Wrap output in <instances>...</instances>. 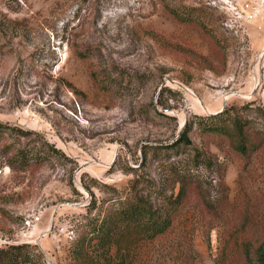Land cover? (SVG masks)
Returning a JSON list of instances; mask_svg holds the SVG:
<instances>
[{"label": "rangeland", "instance_id": "obj_1", "mask_svg": "<svg viewBox=\"0 0 264 264\" xmlns=\"http://www.w3.org/2000/svg\"><path fill=\"white\" fill-rule=\"evenodd\" d=\"M224 108L257 143L211 128ZM0 122V246L26 244L33 264L118 260L91 226L136 179L156 207L183 193L126 264H252L264 0H0Z\"/></svg>", "mask_w": 264, "mask_h": 264}, {"label": "trees", "instance_id": "obj_2", "mask_svg": "<svg viewBox=\"0 0 264 264\" xmlns=\"http://www.w3.org/2000/svg\"><path fill=\"white\" fill-rule=\"evenodd\" d=\"M223 113L224 121L220 126L211 127L213 130L219 132H230L231 127L234 135L236 136L235 148L244 151L246 145L257 143L255 137L249 138L243 130L239 119L229 114L228 110L222 109L218 115ZM8 129L5 124L0 122V135ZM190 126L185 122L181 132L176 141L188 144V131ZM247 138H249L247 140ZM259 140V138H258ZM22 161L24 158L18 154ZM177 180V178H176ZM137 180L134 179L130 182L126 196L119 200L115 210L107 212L102 215L100 219L95 220L91 226V232L96 241L94 242L95 248L103 249V253H107L113 245H116L119 252L118 260L114 257L99 255L91 264H126L125 257L129 247L135 246L138 242L155 238L167 231L172 223V203L179 200L183 193V185H179L178 191L171 202L164 204L165 207L153 206L145 192H141L140 188L137 189ZM82 236L77 240L82 242ZM26 244H5L0 246V264H33L31 262V254L27 249ZM244 254L246 260L252 264H264V242L259 243L253 252L252 257L248 256V249L244 247ZM107 255V254H106Z\"/></svg>", "mask_w": 264, "mask_h": 264}]
</instances>
